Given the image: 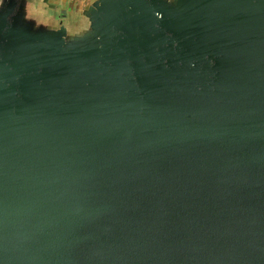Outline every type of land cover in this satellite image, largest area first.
Returning <instances> with one entry per match:
<instances>
[{"label":"water","instance_id":"1","mask_svg":"<svg viewBox=\"0 0 264 264\" xmlns=\"http://www.w3.org/2000/svg\"><path fill=\"white\" fill-rule=\"evenodd\" d=\"M0 264H264V0H0Z\"/></svg>","mask_w":264,"mask_h":264},{"label":"crops","instance_id":"2","mask_svg":"<svg viewBox=\"0 0 264 264\" xmlns=\"http://www.w3.org/2000/svg\"><path fill=\"white\" fill-rule=\"evenodd\" d=\"M54 1H59L61 2L63 5L68 4L71 0H54Z\"/></svg>","mask_w":264,"mask_h":264}]
</instances>
